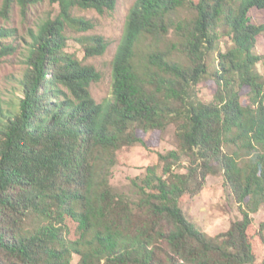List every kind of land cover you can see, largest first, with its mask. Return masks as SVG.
<instances>
[{
    "label": "trees",
    "instance_id": "1",
    "mask_svg": "<svg viewBox=\"0 0 264 264\" xmlns=\"http://www.w3.org/2000/svg\"><path fill=\"white\" fill-rule=\"evenodd\" d=\"M51 1L59 13L30 34L20 96L0 103V264H71L74 255L76 264H264V221L251 232L264 206V77L253 52L264 23L248 15L264 0H135L102 103L89 90L101 75L64 51L66 31L93 28L74 9L110 12L118 0ZM10 35L0 27V40ZM75 40L85 57L108 46L96 34ZM11 50L0 43V58ZM204 80L215 85L210 101L197 93ZM169 128L175 147L130 180V194L112 185L126 150ZM218 173L241 216L210 236L183 206Z\"/></svg>",
    "mask_w": 264,
    "mask_h": 264
},
{
    "label": "rangeland",
    "instance_id": "2",
    "mask_svg": "<svg viewBox=\"0 0 264 264\" xmlns=\"http://www.w3.org/2000/svg\"><path fill=\"white\" fill-rule=\"evenodd\" d=\"M135 0H118L113 11L98 13L94 9H74L73 14L89 20L93 28L84 31L67 29L69 37L65 52L72 54L81 63L91 64L100 73L101 78L93 82L90 93L97 103L111 100L112 89V59L116 52L130 6ZM3 0H0V27L10 32V36L0 40L5 46H11L9 54L0 58V103L7 108L8 103L15 102L20 96V80L26 69V59L31 47V32L37 30L46 19L54 18L59 13L58 4L51 0H11L7 14L2 15ZM252 24L264 23V9L253 8L249 11ZM221 32V31H219ZM96 34L102 36L108 43L104 54L100 56L85 57L84 51L75 38L80 35ZM230 45L229 38L220 33L219 46L225 51ZM256 55L262 58L255 65V70L264 77V38L262 34L256 37L253 48ZM211 66L214 58L210 57ZM215 85L210 80H204L197 85V93L204 101L213 98ZM241 102L248 104L246 89H242ZM146 146L140 143L128 148L121 164L111 169L110 182L119 190L130 194L129 183L134 177L146 175L148 166L157 164V153H163L175 147L173 129L169 128L165 133L149 132L142 135ZM183 170V169H182ZM159 171V169H158ZM184 207L187 218L202 232L213 236L226 231L230 223L240 218L239 207L231 190L223 184L221 174H210L206 177L201 191ZM254 232L260 222L264 221V206L251 213ZM71 238L75 237V224L67 220ZM256 244V243H255ZM78 257L73 256L71 264H76Z\"/></svg>",
    "mask_w": 264,
    "mask_h": 264
}]
</instances>
